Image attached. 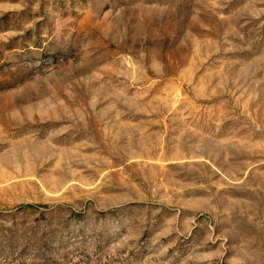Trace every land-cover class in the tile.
Returning a JSON list of instances; mask_svg holds the SVG:
<instances>
[{
	"label": "rangeland",
	"instance_id": "1",
	"mask_svg": "<svg viewBox=\"0 0 264 264\" xmlns=\"http://www.w3.org/2000/svg\"><path fill=\"white\" fill-rule=\"evenodd\" d=\"M0 264H264V0H0Z\"/></svg>",
	"mask_w": 264,
	"mask_h": 264
}]
</instances>
